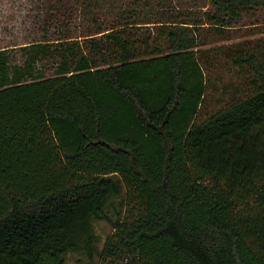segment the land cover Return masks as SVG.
<instances>
[{
  "label": "trees",
  "instance_id": "16d2710c",
  "mask_svg": "<svg viewBox=\"0 0 264 264\" xmlns=\"http://www.w3.org/2000/svg\"><path fill=\"white\" fill-rule=\"evenodd\" d=\"M208 1L203 24L215 31L264 10V0ZM60 2L66 20L99 8ZM148 24L155 37L137 39ZM186 25L126 18L22 48L26 69L56 61L50 77L8 80L0 52V264L121 253L131 258L115 264H264V41L227 49L250 91L198 123L206 81ZM123 194L131 214L100 250L93 223Z\"/></svg>",
  "mask_w": 264,
  "mask_h": 264
},
{
  "label": "rangeland",
  "instance_id": "374dc122",
  "mask_svg": "<svg viewBox=\"0 0 264 264\" xmlns=\"http://www.w3.org/2000/svg\"><path fill=\"white\" fill-rule=\"evenodd\" d=\"M59 1L0 0V52L6 63L4 74L8 80L12 79L13 73L20 75L28 70L33 75L41 70L50 77L56 69V61L34 62L26 69L27 55L22 48L41 42L56 43L60 35H66V31H70V37L78 39V36L94 33L98 27L108 29L127 18L136 23L145 21L188 23L185 33L187 37L193 36L198 43L196 50L199 51L198 58L206 81V91L196 122L205 121L250 91L251 73L248 69L233 66L227 60L226 53L228 48L238 44L243 45L240 49L260 47L264 41L262 9L246 10L238 19L230 20L226 24L227 27L221 28L223 30L215 31L212 26L203 24L206 21H203L202 15L214 11L208 0H93L99 8L90 13L91 16L82 18L76 13L68 17L69 20L60 17L57 12ZM75 1L62 0L60 4L64 8H72ZM194 24L200 25L195 27L197 29H191ZM154 26L155 24L136 25L140 27L134 31L136 38H146L147 35L155 37ZM157 42L161 40L158 39ZM3 78L0 72V82ZM104 212L109 221L93 223L94 232L100 239V250L114 232L112 223L122 222L131 214L130 209L125 206L124 194L111 200ZM130 258V254L121 253L118 259H107L103 262L100 256H96L90 263L81 255L68 254L65 257V264H115Z\"/></svg>",
  "mask_w": 264,
  "mask_h": 264
}]
</instances>
